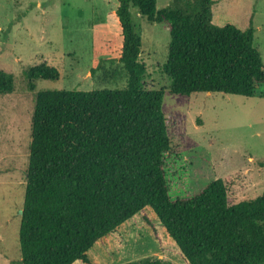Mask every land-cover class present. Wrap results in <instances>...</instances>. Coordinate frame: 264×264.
Instances as JSON below:
<instances>
[{"label":"trees","instance_id":"obj_1","mask_svg":"<svg viewBox=\"0 0 264 264\" xmlns=\"http://www.w3.org/2000/svg\"><path fill=\"white\" fill-rule=\"evenodd\" d=\"M213 2L171 0L156 9V0H117L126 86L36 93L18 201V264H99L95 244L146 208L187 264H264V191L229 204L226 183L215 179L183 197L170 195L163 90L144 86L141 38L129 11L168 24L162 69L171 93L256 96L264 66L254 28L212 24ZM24 74L29 89L37 79L59 77L45 61ZM13 89L12 74L0 68V95ZM3 250L15 264L9 247ZM124 264L173 263L147 256Z\"/></svg>","mask_w":264,"mask_h":264},{"label":"rangeland","instance_id":"obj_2","mask_svg":"<svg viewBox=\"0 0 264 264\" xmlns=\"http://www.w3.org/2000/svg\"><path fill=\"white\" fill-rule=\"evenodd\" d=\"M212 24L254 28L253 45L264 66V0H213ZM171 0H156L161 9ZM117 0H0V68L11 73L14 89L0 95V264L3 248L18 264V201L24 190L30 120L39 90L124 88L127 72L119 60L123 35ZM141 38L139 61L144 86L162 89L161 109L170 140L167 180L172 197H183L222 179L229 204L264 191V84L256 96L222 92L169 91L163 72L169 26L149 22L130 7ZM45 61L56 80L37 79L29 89L25 69ZM3 171V172H2ZM149 218L150 221L147 220ZM99 264H124L158 257L187 264L156 216L146 208L95 244Z\"/></svg>","mask_w":264,"mask_h":264},{"label":"crops","instance_id":"obj_3","mask_svg":"<svg viewBox=\"0 0 264 264\" xmlns=\"http://www.w3.org/2000/svg\"><path fill=\"white\" fill-rule=\"evenodd\" d=\"M2 172H3V171H2ZM0 174H3V173H0ZM23 182H24V180H23ZM23 182H22V183H23Z\"/></svg>","mask_w":264,"mask_h":264}]
</instances>
